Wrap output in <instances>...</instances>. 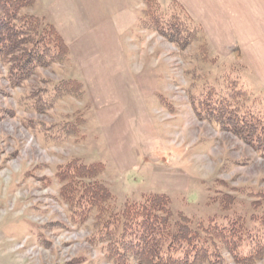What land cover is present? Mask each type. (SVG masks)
<instances>
[{
	"label": "rangeland",
	"instance_id": "1",
	"mask_svg": "<svg viewBox=\"0 0 264 264\" xmlns=\"http://www.w3.org/2000/svg\"><path fill=\"white\" fill-rule=\"evenodd\" d=\"M38 1L37 7L24 12L57 27L47 1L64 6L71 0ZM124 2L127 10L121 16L131 21L136 0ZM73 4L77 9L68 16L82 24L83 35L91 36L96 51L106 54L110 31L96 28L89 21L100 16V8H108L113 0H86L85 11L83 0H73ZM115 17L111 20L117 21L120 16L117 20ZM140 18L141 11L137 26L115 29L122 73L112 79L114 92L110 98L116 97V102L106 107L95 103L98 92L78 70L71 53L66 62L37 69L16 86L6 82L8 66L0 64V114L4 116L0 119V264H109L103 257L102 245L91 246L88 242L93 233L92 220L73 224L67 205L59 198L60 185L53 180L54 172L71 159L84 164L103 163L102 180L117 205L147 194H164L173 213L193 220H205L218 213L215 204H210L218 193H236L240 202L249 204L252 198L242 192H264V159L231 134L198 120L189 102V95L202 79L214 83L233 69L242 81L244 74L247 82L253 83L256 91H251V97L258 96L264 104V85L252 69L245 73L239 66L251 68L249 62L220 55L213 64H200L196 58L191 59L197 53L196 45L177 54L172 44L152 32H148L153 35L150 43L140 47L145 54L155 53L146 60L132 52L137 44L128 43L133 40L124 36L142 31L138 27ZM209 57L214 58L210 53ZM138 64L156 68V86L151 96L129 73ZM197 73L203 77H196ZM63 79L82 83L83 99L79 102L64 98L47 109L34 111L36 93L49 90L52 83ZM111 108L120 109V120L115 125H105L99 115ZM76 114H82L85 121L81 139L48 141L53 131ZM124 126L128 136L121 137ZM116 145H121L122 150H116ZM223 260L218 264H238L225 254ZM253 264H264V256Z\"/></svg>",
	"mask_w": 264,
	"mask_h": 264
},
{
	"label": "trees",
	"instance_id": "2",
	"mask_svg": "<svg viewBox=\"0 0 264 264\" xmlns=\"http://www.w3.org/2000/svg\"><path fill=\"white\" fill-rule=\"evenodd\" d=\"M141 2L139 28L172 44L177 54L196 45L197 53L191 59L196 58L200 64L216 62L208 57L202 28L181 5L171 2L163 11L157 0ZM34 3L35 0H0V64L8 66L5 80L11 86L37 69L64 63L69 57L68 46L55 27L24 12ZM202 75L197 73L196 77ZM202 80L189 95L196 118L231 134L264 159V104L258 97H251L233 69L214 83ZM36 95L33 109L41 111L64 98L80 102L84 89L74 79H63ZM165 105L171 106L167 102ZM3 117L0 114V119ZM84 123L82 114L73 115L47 139L53 143L81 139ZM104 172L103 163L84 164L71 159L56 168L53 180L60 185L59 198L67 205L71 222L81 225L92 220L93 233L88 242L91 246L102 245L107 263L218 264L224 261L225 254L235 263L253 264L263 258L264 192H242L252 198L249 204L240 202L236 193H218L216 199L210 200L218 213L205 220H193L173 213L164 194H147L117 205L102 180Z\"/></svg>",
	"mask_w": 264,
	"mask_h": 264
},
{
	"label": "crops",
	"instance_id": "3",
	"mask_svg": "<svg viewBox=\"0 0 264 264\" xmlns=\"http://www.w3.org/2000/svg\"><path fill=\"white\" fill-rule=\"evenodd\" d=\"M69 1V0H68ZM125 0H113L108 8H100V16L92 18L91 24L96 28L108 29L109 35L108 47L105 51L106 54H99L94 48L95 41L91 36L83 35L81 25L78 21L73 22L68 16L72 9H77V5L73 4V0L64 4L58 5L47 1L50 12L54 11L57 27L55 29L63 37L69 49V55L77 64L78 70L82 75L91 82L94 86V91H97L96 101L99 107H106L107 105L114 104L116 97L111 99V92H114V84L112 79L121 75L122 64L121 58L117 52L119 45L117 38L114 36L115 29L123 31L126 28L137 26V14L141 11L143 5L140 0H136L133 8V19L126 20L121 14L125 13L127 8ZM160 7L166 9L171 2H177L181 5L186 12L191 16L193 21L198 24L204 35V41L207 45L208 57L209 53L213 55L215 61H218L219 56L233 55L235 60L246 59L250 67L243 65L244 72L252 69L257 79L264 85V0H157ZM65 2V1H64ZM87 8L86 0H83ZM39 5V1L35 0L31 8ZM163 9V10H164ZM85 11V10H84ZM32 15V14H31ZM34 15V14H33ZM36 16V15H34ZM116 16V17H115ZM120 16V17H119ZM112 17L119 19L112 21ZM54 26V25H53ZM139 27V25H138ZM141 29V28H139ZM136 33H129L126 36L128 40H133L137 44V49L132 50L138 54L143 55L146 60H151L155 53H146L141 51V45L148 44L153 39V35L141 29ZM125 34V33H124ZM210 58V57H209ZM228 59L226 61H230ZM233 61V60H231ZM146 65H137V69L129 72L135 77L136 84L142 90H147L149 96L153 95L152 88L156 86L155 67ZM246 70V71H245ZM124 73L126 70L124 69ZM246 76H248L246 74ZM245 86L254 92L255 86L253 83L247 82L243 74ZM79 82V81H78ZM121 83V80L119 81ZM123 83V82H122ZM121 83V84H122ZM82 84V83H81ZM83 85V84H82ZM83 89L84 85H83ZM116 91V87H115ZM101 92L107 93L102 96ZM99 96V97H98ZM258 97V96H256ZM161 99V97L159 96ZM259 98V97H258ZM161 102V101H160ZM105 111L99 117L105 125L114 124L120 120V109H113ZM123 121H120L122 124ZM121 137L128 136L126 126L120 131ZM116 150H122L121 145L115 146Z\"/></svg>",
	"mask_w": 264,
	"mask_h": 264
}]
</instances>
